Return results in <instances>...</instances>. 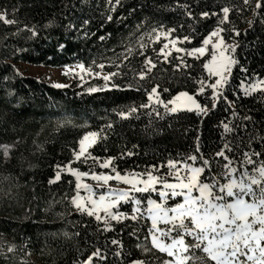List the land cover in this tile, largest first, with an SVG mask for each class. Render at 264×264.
Here are the masks:
<instances>
[{
    "label": "trees",
    "instance_id": "16d2710c",
    "mask_svg": "<svg viewBox=\"0 0 264 264\" xmlns=\"http://www.w3.org/2000/svg\"><path fill=\"white\" fill-rule=\"evenodd\" d=\"M224 7L230 11L227 22L219 25L224 29L221 36L224 44L235 46L230 56L237 63L232 65L217 107L207 115H197L195 110L169 113L150 104L147 93L159 85L160 100L165 104L179 92H187L211 108L212 90L207 84L214 78L203 68L207 55L197 59L172 54L165 62L157 54L160 45L141 49L140 41L153 29L175 28L172 39L191 37L190 43L179 44L181 48L199 47L217 27ZM0 11L16 21H0V145L13 146L7 162L0 148V236L13 249L0 255V264H82L97 249L105 259L93 257L92 264L168 258L155 250L153 256L136 248L138 243L151 247L146 240L151 226L144 213H137L136 220L128 217L131 201L118 205L115 212L126 217L120 222L109 221L110 231H104L103 221L77 211L70 203L75 195L70 174L62 172L59 181L48 183L59 170L57 165L91 173L100 171L97 163L114 157L110 168L115 172L152 171L160 176L168 172L169 160L199 166V159L194 162L187 157L211 158L225 143L232 148L227 154L236 160L243 159L244 151L264 152V92L245 95L241 90L243 84L264 78V6L256 8V0L252 4L244 0H120L119 4L116 0L111 4L109 0H0ZM188 11L195 22L186 15ZM202 11L217 15L201 19ZM84 20L89 23L81 27ZM50 21L51 26L46 27ZM128 48L131 53L125 51ZM145 59L156 67L140 80L137 73L144 70ZM79 63L91 66L93 72L120 75L107 88L96 82V91H90L76 84L56 88L16 67L63 68ZM98 64L105 67L100 69ZM198 81L205 82L203 94L198 93ZM113 83L120 88H113ZM141 104L149 106L139 108ZM130 107H137V112L127 118L116 114ZM244 116L250 119L244 120ZM223 124L233 131L225 132ZM87 132H97L98 138L85 163L75 160L73 151ZM197 145L200 152L195 150ZM152 165L159 171L149 168ZM136 196L145 200L148 194ZM113 239L121 244H111Z\"/></svg>",
    "mask_w": 264,
    "mask_h": 264
},
{
    "label": "snow or ice",
    "instance_id": "6c2138e0",
    "mask_svg": "<svg viewBox=\"0 0 264 264\" xmlns=\"http://www.w3.org/2000/svg\"><path fill=\"white\" fill-rule=\"evenodd\" d=\"M248 0H244L247 4ZM111 4V0H109ZM119 4L120 0H116ZM262 0H256V8H261ZM187 8V5H180ZM223 17L217 21V27L211 30L202 40L201 46L193 47L190 50L176 47V39H172L169 43L172 44L176 52H184L189 57H202L211 45L210 59L205 60L203 68L207 71L210 77H215L214 82L207 84V87L212 89V95L209 99L212 100L211 108L207 104H200L193 95L187 92H179L171 100L164 103L160 100L158 92L159 85H154L147 93L149 102L160 103L169 113H174L178 110L177 102H180V107L192 112L196 111L197 115H207L211 109L217 107L216 101L223 96L222 89L229 83V73L232 65L237 63L234 58H231L220 50L224 45V39L221 33L224 31L219 25L227 22L230 9L224 7L220 10ZM190 20L195 22V17L191 11L186 12ZM216 12L202 11L199 13L201 19L216 16ZM108 20L112 16L107 17ZM0 21L5 24H14L15 20L7 18L4 11H0ZM51 21L46 27L51 26ZM88 20H84L81 27L87 25ZM251 23V22H249ZM74 27V26H69ZM139 27V26H137ZM161 27H163L161 25ZM189 27L195 31L190 24ZM175 28H168L164 33L165 39L169 34L173 33ZM33 36L37 33L34 29H29ZM156 33V29L152 30ZM87 35V33H85ZM236 35H239L237 32ZM160 33H157L156 38L159 39ZM216 40L213 42L212 38ZM104 39L103 36L100 37ZM191 42L190 36H183L181 43ZM63 48V45H60ZM143 47V45H141ZM168 44H164L161 48V53ZM235 51V46L230 49ZM131 53V49H125ZM165 62L167 61L168 53H164ZM128 57L125 56L126 60ZM146 68L137 73L140 80H144L148 73L156 67L151 60L145 59ZM119 68L120 65H114ZM81 72L92 74L89 68H85L83 63L76 65ZM96 67L103 69L104 64H98ZM174 67H177L174 65ZM183 67L188 68L190 65L183 64ZM242 71H247L242 69ZM95 75L100 76L101 73L96 72ZM120 75L119 72L110 71L102 76L104 81H110L114 77ZM200 87L199 94L205 91L204 81H198ZM57 88L65 87V85L56 84ZM113 88H120V85L113 83ZM127 87L131 88V85ZM139 90V89H137ZM264 92V79L256 80L244 89L245 95H250L257 91ZM96 91V89H90ZM164 92L168 89L164 88ZM227 100L226 97H224ZM172 107L169 108L168 105ZM148 104H141L139 108H147ZM137 107H130L127 112L120 111L116 114L121 118H127L130 113L137 112ZM159 115V114H158ZM235 115V113H233ZM244 120H249L250 117L244 116ZM111 128L112 125H107ZM225 132H232L233 129L228 124H223ZM97 132H87L78 141V150L73 151V156L77 161L83 158V162H87L90 158L89 148L97 142ZM197 139H199L197 137ZM251 143V141H250ZM12 145H0L3 149L4 161L10 158V148ZM196 152H200L199 145L196 146ZM232 148L225 143L218 151L211 154V158H205L201 155H189L188 160L201 162L199 166L191 164L178 165V161L169 160L167 167L169 171L165 176L154 175L152 171L144 173H125L121 175L119 172H113L115 176L104 173L97 174L95 172L88 173L79 171L76 168L57 165L59 169L56 171L53 179H49L48 183L52 184L61 179V173L67 170L75 177V191L77 194L71 197L70 203L81 213H86L88 216H94L97 221H103L104 231H110L111 225L109 220L120 222L125 218L123 213L112 212L114 206L120 201H131L132 215L129 217L132 220L137 219V213L141 215L146 212L147 218L151 221V227L148 230L146 240L150 242L151 247L146 245L136 244V248L141 249L144 253L155 252L163 253L168 257L160 260L156 258L154 261H145L133 259L129 264H264V152L244 151L243 159L236 160L230 157L227 153L231 152ZM131 155V153H127ZM95 162H99V157H91ZM114 157H107L100 163L101 168H108ZM71 163V162H70ZM239 167H236V164ZM216 165L214 168L213 165ZM149 168H156L155 165ZM91 175V178L98 183L107 182L111 179L121 181L124 184L130 185L129 189H110L108 192L100 195L99 200L93 198L92 189L87 184L81 182V178ZM166 176L173 177L172 180L165 178ZM146 177V178H143ZM83 189L88 193L87 197L79 195V190ZM130 193L149 194L146 199V208H141L143 200L136 198ZM151 193L158 195V200L153 199ZM180 198V199H177ZM168 201H173L171 204ZM88 205H91L89 207ZM103 211L104 215L99 213ZM163 225V227H161ZM133 233H129L132 235ZM65 235H67L65 233ZM111 244L120 245L121 242L113 239ZM13 249L9 247L8 251ZM197 251L200 255H197ZM117 257L121 255L120 251L115 253ZM154 256V253H153ZM93 257H99L101 260L105 257L100 256V250L92 252L82 264H92Z\"/></svg>",
    "mask_w": 264,
    "mask_h": 264
},
{
    "label": "rangeland",
    "instance_id": "374dc122",
    "mask_svg": "<svg viewBox=\"0 0 264 264\" xmlns=\"http://www.w3.org/2000/svg\"><path fill=\"white\" fill-rule=\"evenodd\" d=\"M252 2H255V0H248L249 4H252ZM164 32L165 31L162 30V29L156 30V33H153V31L150 32L142 41H140V46L143 45V47H141V49L142 48H146V47H152L154 44H158V45H160V49L157 52V54L159 55V57H162L163 60H165L164 53H168L167 58L170 55H172V54H178L181 57L182 56H187L184 52L178 53V52L175 51V49L173 48L172 44L169 43V41L172 40V38L170 37V34H169L168 38L165 39V37L163 35ZM157 33H160L159 39L156 38ZM212 40H213V42H215L216 38L213 37ZM176 41H177L176 47L181 48L180 45H179L181 43V41H178V40H176ZM164 44H168V47L164 49V53H161L160 50H161V48H163ZM208 49H209V51H207L204 56L207 55L208 56L207 59H210L211 45L208 46ZM230 49H231V46H228V45L224 44L223 46H221L220 50L225 51V53L230 56V54H231V50ZM204 56H202V57H204ZM16 67L19 70V72L25 74L26 76L33 77V78H35V79H37L39 81L45 82V83H47V84H49V85H51L53 87H55L54 85H56V84L65 85V87H68L71 84H76L77 86H85L87 88L95 89L94 86H95V84H97L96 82H98V85H100V87L107 88L113 82V79L110 80V81H107V82L102 79V76L107 74V73L98 71L99 73H101V75L97 76V75H95L96 72H93V71L90 70L92 74H85L84 72H81L80 69L78 67H76V65L66 66V67H63V68H45V67H41V66H30V65H26V64H19ZM145 68H146V65L144 66V69ZM205 73L209 76V74L207 73L206 70H205ZM212 78H214V80H215V77H212ZM256 80H260V79H254L253 81H251L248 84H243L242 87H241L242 92L244 93V89H246L250 84H252ZM61 88H64V87H61ZM149 103L152 104V105H159V106L165 108L160 103L155 102V100L153 102H149ZM168 107L171 108L172 105L169 104ZM177 107H178L177 111L185 110L182 107H180V102H177ZM81 160H83V158H81ZM96 166L99 168L100 171L95 172V173H97V174L104 173V174H107V175L115 176V172H113V170L110 167L101 168L100 167V163H97ZM177 166L179 167L180 165H177ZM168 171H169V169H168ZM64 172L67 173V174H70L69 172H67L66 169H65ZM91 173H93V172H91ZM121 175H124V174H121ZM160 176H165V175H160ZM143 178H146V177H143ZM165 178H167L169 180L173 179V177H171V176H166ZM73 179H74V183H76L75 177H73ZM81 182L83 184L89 185V187L92 189L93 198L96 199V200H99L100 195H102L105 192H108L110 189L119 190V189H129L130 188V185L124 184L123 182L117 181L115 179L109 180L107 182V184H103V182H99L98 183L96 180L91 178V175L82 177L81 178ZM76 194H77V192L75 191V195ZM137 194H141V193H130V195H134L136 198H138L136 196ZM145 194H147V193H145ZM79 195L80 196H84L86 198L88 193H86L83 189H80L79 190ZM151 196H152L153 199H157L158 200V195L156 193H151ZM146 199L143 200L144 203H142L140 205V207L142 209L147 207ZM125 202L126 201L118 202V204L116 206H114L110 210L112 212H115V210L118 207V205L121 204V203H125ZM171 202L172 201H168L169 204ZM88 206L91 207V205H88ZM99 214L101 216L104 215L102 210L100 211ZM144 214L147 217V213L144 212ZM131 215H132V213L130 215H128V217H130ZM109 221H112V220H109ZM149 222H150V226H151V221L149 220ZM161 227H163V225H161ZM9 247H10L9 242H7L4 237L0 236V255H5L8 252Z\"/></svg>",
    "mask_w": 264,
    "mask_h": 264
},
{
    "label": "crops",
    "instance_id": "0c3cea01",
    "mask_svg": "<svg viewBox=\"0 0 264 264\" xmlns=\"http://www.w3.org/2000/svg\"><path fill=\"white\" fill-rule=\"evenodd\" d=\"M180 165H182V164H180Z\"/></svg>",
    "mask_w": 264,
    "mask_h": 264
}]
</instances>
